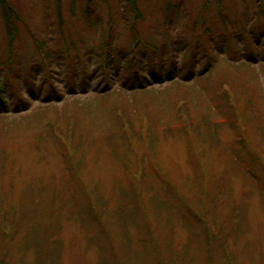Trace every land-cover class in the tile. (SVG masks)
Segmentation results:
<instances>
[{
    "label": "rangeland",
    "instance_id": "rangeland-1",
    "mask_svg": "<svg viewBox=\"0 0 264 264\" xmlns=\"http://www.w3.org/2000/svg\"><path fill=\"white\" fill-rule=\"evenodd\" d=\"M12 7L7 23L0 4V63H8L10 54L13 66H21L27 83L36 86L45 84L43 49L51 52V76L63 95L57 104L47 105L50 103L33 99L22 87V100L29 103L30 110L10 113L5 119L8 127L0 126V167L5 174L0 184L8 190L0 193V264H264V196L251 182L244 183L241 173L227 172L231 162L240 157L243 169L257 172L264 163V157L260 163L254 161L255 152L250 147L254 142L264 145V126L255 128L258 123L249 119L242 106L244 92H249L253 101L264 99L263 0H12ZM9 28L15 29L13 38H9ZM137 34L152 44L151 48H140L143 64L147 61L156 76L162 73L165 79L159 82L153 75L149 87L144 88L155 89L151 100L156 99L163 109L167 107L168 115L181 98L202 113L203 106L212 107L220 101L219 110L234 126L244 125L240 122L247 119L248 126L241 127L243 141L231 128H220L218 143L211 148L213 159L209 166L206 163V169L204 166L205 172L202 166L198 171L201 183H224V199L232 198L234 206L242 208L238 226H218L217 236L212 229L206 236L203 226H191L197 222L196 215L187 211L177 195L172 196L175 192L167 194L171 207L163 211L162 223L156 221L147 199L153 192L160 195L158 189L162 193L167 188L163 180H154L158 174L167 176V181L181 182L186 176L175 178L177 168L195 178L193 165L200 163L194 161L192 149L195 139L203 135L170 133L155 127L150 133L153 149L136 148L143 136H150L147 130L160 125L148 122L143 129L142 123L141 129L133 130L126 107L133 104L145 114L149 94L135 85L138 96L145 98L136 102L133 94L119 90L116 86L125 74L123 68L120 77L112 74L117 83L108 94L110 98L99 94L103 87L99 78H107L96 69L105 56L99 61L96 53L100 58L110 51L114 65H122L132 49L130 38ZM138 45L133 49H139ZM4 72L8 79L9 71ZM30 72L35 73L34 79L27 78ZM26 81L14 85L26 86ZM73 89L77 91L69 96ZM117 92L123 94L113 96ZM88 97L95 100L91 107L94 115L80 108ZM11 98L9 102L14 103L16 98ZM179 111L183 114L182 108ZM234 116L237 124L231 120ZM114 121L124 129L122 134L119 130L114 133V125L109 128ZM53 122L62 123L70 133L82 134L83 128L88 135L81 136V144L66 143L63 135L52 130ZM54 138L62 141L56 145ZM2 143H6V150ZM229 153L234 157L228 159ZM196 159L203 165V156ZM221 174H226L223 182ZM97 197L112 214L120 211L126 226H107L103 219V226L87 222L89 207ZM211 199L206 198L209 204ZM213 202L218 204L219 200ZM134 210L140 214L134 216ZM53 211L56 217L51 219ZM218 212L228 215L230 209L219 206ZM170 239L174 249L161 253L159 249L169 245Z\"/></svg>",
    "mask_w": 264,
    "mask_h": 264
},
{
    "label": "trees",
    "instance_id": "trees-1",
    "mask_svg": "<svg viewBox=\"0 0 264 264\" xmlns=\"http://www.w3.org/2000/svg\"><path fill=\"white\" fill-rule=\"evenodd\" d=\"M264 2V0H263ZM0 4H1V9L4 13L5 19L8 23V17L7 15L10 13L11 7H12V0H0ZM15 10L12 7V11ZM14 13V11H13ZM12 13V14H13ZM260 14V12H259ZM14 15V14H13ZM198 21H201L200 19ZM198 22H195L192 25L193 28V32L194 29L196 28ZM165 30H169V28L167 26H164ZM15 29H11L9 28L8 31V35L10 36L9 38H13V31ZM170 35V34H169ZM131 39V46L132 49H130V52L126 54V57L123 60L122 65H114V56L113 53H111L110 51H106L103 52L102 56L99 58V55L96 53L95 58L98 59L99 61L101 60V58L103 56H105L100 62L102 63V65L100 64V62H98V64L96 65V69H99L100 72L102 74H104L106 76V80H104V78H99V81L101 82V85L103 86L102 88H99V94H102V98H106L109 97L108 94L112 93L113 90L116 87H119V90H122L123 92H128L133 94V96H135L136 102L137 101H141L140 98L145 99L142 96H138V91H137V86L140 87V89H143L145 86L150 85L152 82V78L153 75H155V77H159L156 76L157 72L152 71V66L146 61V63L144 62L143 64V60L141 58V54H140V48H142V50L144 48H151L152 44H149L148 42L144 41L143 38H141L139 36V34H137L135 37L130 38ZM139 44V49H133V46ZM141 50V52H142ZM12 53V52H11ZM51 53V52H50ZM49 53V51H45L43 49V59L45 60V68L43 71V76L42 78H44L45 84H38V85H33L32 83L28 84L26 81V77L23 76L25 75L20 69L21 66H19L18 64H16L17 66H13V58L10 54H9V60L8 63H0V126L3 127H8L7 123L8 120H5L6 117L8 115H12L10 113H22V112H26L29 111L30 108H28L29 103H27L26 100H22L23 96H22V87L25 88L26 92H29V95L31 97H33V99H37L40 100L43 103H50L47 105H54L57 104L56 100H59L62 97V92L58 89H56V85H54L55 79L51 76L52 74V63L50 61L51 54ZM93 56V55H92ZM246 65H250L247 64ZM13 66V67H12ZM38 67V65H36ZM115 66V67H114ZM121 66V68H120ZM41 68L43 69V65L41 66ZM105 68H107V70H105ZM123 68L124 73L123 75H121L120 70ZM32 69H35V67H33ZM31 69V70H32ZM4 70L9 71L8 72V79L7 77H5L7 75V73L4 72ZM98 70V71H99ZM117 74V78L118 76L120 77V75L122 76V80L120 83H118V85L116 87H114V82L117 83V81H115L114 79V74ZM149 73V74H148ZM154 73V74H153ZM243 73V72H242ZM22 74V77L20 78ZM27 74V78L30 79H34L35 73L34 72H30V73H26ZM113 74V75H112ZM159 82L160 81H165L164 79V75L162 73L159 74ZM169 76V75H168ZM151 78V81H149ZM22 79H24L25 85L26 86H21V84L18 85V87L16 85H14L15 83H19V81H21ZM123 80H125L123 83ZM119 81V80H118ZM28 82H30V80L28 79ZM32 82V81H31ZM128 85V86H127ZM173 85V84H172ZM149 87V86H148ZM84 88L81 86V89ZM164 88V87H163ZM145 90H140L142 91V93H148L149 94V98L148 100H146L148 102L149 105H147L146 108V112L145 114L141 115L139 111L136 110L135 106L133 104L128 105L127 111L129 112H133L134 113H130L129 115L131 118H129V121L132 122V129L133 130H138L141 129V124L143 123V129L145 127H147V123L148 122H152V123H158L160 126H152L150 128V130H147L146 135L149 136L150 133L152 132V129L155 127H161V129L165 132H170V133H181V134H192V135H203V137H200L198 139H195L194 142V146L192 151H194V161H199V166H197L196 164L193 165L194 167V171H195V178L193 179V177L191 176V174H184L181 171H179V169L175 168V171L173 172V175L175 178H177L179 175H183L186 176V178H182L181 182H170L167 181L166 179L167 176L158 174L157 178H154V180H163L161 183H166L167 188L166 190L162 189V193H161V189H158L155 187V189L159 190V194H157V192H153V194L148 195L147 199L149 200V203L152 204V208H153V215L155 216V219L158 223H162L163 219L161 217V215L163 214V211L170 208L171 207V203H167L166 201L169 200L167 197V194H170L172 192H175V194L172 196H176L180 198V200H182L184 202V207L187 208V211H191L193 212L196 216L195 218L193 217V219H195V224L191 225V226H203V233L206 236H209L207 233H210L211 229L215 231L214 234H216L218 232V229L221 230L220 228H218V226L222 227L225 225L228 226H238L237 222L238 220L240 221L241 218V212L239 214V209L241 211L242 208H240L238 205L234 206V201L233 199H224L225 196V192L227 191L226 185L220 184V185H214V183L210 186V184H206L205 180H203V192H202V183L201 180L203 179L201 174L199 175L198 171H200L201 166L203 167V172H205L206 169V163L209 166V162L211 159H213V154L214 152L211 150V148L213 146H216L218 143V133L221 127H229L231 128L230 131H232L233 134L236 135V133H239L240 136V140L243 141V136L241 134V131L243 130L241 127H247L248 126V122L247 119L244 118V120H242L240 122V124L242 122H244V125H237L234 126L230 123L229 119L227 118V115L225 112L220 111L217 104L220 102H213V106H203V113L202 110L199 109H195V104H192L193 106L186 104V101L179 98L180 100L178 102L175 103L174 105V110L171 113V116L168 115L166 113V108L163 109V105H161V103H158L157 100L155 99L154 102H152L151 97H154L155 95V89H146ZM77 91V89H73L70 90V92H68L69 96H73V93ZM89 90H87L86 92H88ZM98 91V90H97ZM253 93L251 92V94L253 96H255L256 91L253 88L252 89ZM84 92V93H86ZM81 93V92H80ZM122 92H117L116 94H114L113 96H118V95H122ZM243 94H246V98L243 99V105L244 109L247 110V114L249 115V119L253 118L255 120V122H257L258 124L255 126V128L258 127V125H260V127L262 128L264 126V99L259 100V99H254L251 100L250 96H249V92H244ZM263 96V94H261ZM29 96V97H30ZM97 96V95H96ZM111 96V98L113 97ZM11 97H15L16 100L15 102H9L10 100H13V98ZM99 97V96H98ZM11 98V99H10ZM39 98V99H38ZM110 98V97H109ZM147 98V97H146ZM99 99V98H98ZM54 101V102H53ZM40 102V103H41ZM79 102V101H78ZM181 103V105L179 106V104ZM95 104V100H93L91 97H88L85 101H83L80 104V108L83 109V112H87V113H91V115H94V111L91 109V107H93ZM211 105V102L210 104ZM112 110H114L115 112H117V110L115 109V107L113 105H111V103L109 104ZM48 107V106H47ZM211 107V108H210ZM42 109H44L43 107H41ZM68 108V106H67ZM182 108L183 110V114L180 113L179 109ZM81 111V109H79ZM21 111V112H18ZM145 117V119L143 120L142 118ZM91 118H93V116H91ZM232 122L235 124H237L238 120L237 118L234 116L233 119H231ZM145 121V123H144ZM110 122V121H109ZM114 123V124H113ZM116 121L111 122L109 125V128L112 129L113 125L114 128L112 129L114 131V133L117 135L118 130L121 132V134L123 133L124 129H119L117 126H119V124H117V126H115ZM101 125H103L101 123ZM106 127V125H104ZM46 128H51L54 131V133H58L59 135H63L66 139V143L68 142H74V144H81L83 142L81 136L83 134H87L88 135V131L82 128L81 133H70L68 129L64 128V126H62V123L59 122H53L51 127L49 126H45ZM239 127V128H238ZM252 127V126H251ZM253 129V127H252ZM254 130V129H253ZM120 134V135H121ZM118 135V136H120ZM190 136V135H189ZM216 136V138H215ZM262 138L264 139V134L262 135ZM55 144L58 145L60 144L59 141H62L61 138L59 139H55ZM5 144V145H4ZM2 143V148L4 150H6V143ZM1 145V142H0ZM257 145V148L256 146ZM81 146V145H80ZM148 146V147H147ZM63 146L60 145L59 148H62ZM141 147H145V148H149V149H153V141L151 140V135L144 139V136L142 137L140 143L136 146V148H141ZM250 147H252L254 149L255 152V156H254V161H257L260 163L261 158L264 157V145H258V142H254L253 144L250 145ZM128 148H132V145H128ZM245 148V147H242ZM188 149L190 150V144ZM188 153H191V150ZM231 150V147L228 149ZM227 152H231L228 151ZM62 151V150H61ZM153 151V150H152ZM218 152H220V150H218ZM235 154L236 152L233 151ZM63 154V153H61ZM190 156L192 157V155L190 154ZM203 156V165H201V160L200 159H196L197 157ZM226 156V155H225ZM234 157V155H231V153H229L228 155V159L229 157ZM1 158V157H0ZM190 158V157H189ZM215 158V157H214ZM173 164L174 162L171 161ZM205 162V165H204ZM264 162V161H263ZM241 163V157L240 160L235 161L233 160L231 162L230 168L228 169V173L231 174H238L241 173L242 175V179L244 181V183H248L251 182L252 184H254L257 189H258V193L261 196H264V163H262V165L260 166V168L256 171H251L248 170L247 168L243 169L244 167H242ZM236 164V165H233ZM233 165V166H232ZM205 166V169H204ZM176 167V166H175ZM225 173V171L223 172ZM204 175V173H203ZM223 175L226 174H221L220 177H222V182H223ZM247 177V179L245 180L243 177ZM5 177V174L3 175V170L0 167V182H2L1 180ZM218 178V179H219ZM227 180V179H226ZM224 180V181H226ZM3 184V183H2ZM0 184V193H8V190L5 188L4 184L2 185ZM153 189V188H152ZM253 190V189H252ZM248 191V190H247ZM246 191V192H247ZM251 190L249 189V192ZM254 191V190H253ZM164 192V193H163ZM230 194L231 192L228 191ZM248 193V192H247ZM190 195V197H189ZM137 196H139V198H137V208L138 209V205H139V201H140V195L137 194ZM151 196H155V198H151ZM171 196V197H172ZM209 197L210 199L212 198L214 201L217 199L219 200L218 204H215L214 202L212 203V199H211V204H209L206 200V198ZM175 198V197H174ZM99 198L97 197L95 199V203L94 201L92 202V206H90L89 208L91 209L90 211V218H88L87 222H89L90 220H93V226H103V224L100 222V219H103L105 224H107V226H126V224L124 222H122L120 220V216H121V212H117V213H111L108 209L107 206L103 203H99L98 202ZM231 200V201H229ZM97 206V208L94 209V207ZM219 206H226L230 209V213L228 215H224L222 212H218ZM98 209L102 210V211H98ZM136 211V212H135ZM186 211V212H187ZM238 211V212H237ZM54 212V214H53ZM52 213H50L51 219L53 217H56L55 213L56 211H53ZM93 214H92V213ZM134 216L140 214V212H138L137 210H134ZM72 213V215L74 214V210L73 212H70V214ZM126 213V212H125ZM133 213V211H132ZM174 213V212H173ZM186 215H188L187 213H184ZM239 214V215H238ZM52 215H54L52 217ZM80 216V214H78ZM169 215V214H168ZM93 216V219H92ZM239 216V217H238ZM81 217H83V215H81ZM125 217V216H123ZM191 217V215H190ZM165 220H167L168 216L164 215ZM51 219L48 221L47 226H49L48 224L51 222ZM15 224L17 223L16 220L14 221ZM115 222H119V224H116ZM7 223V222H6ZM22 223H24V221H22ZM52 223V222H51ZM90 223L92 224V221H90ZM169 221H166L165 224H168ZM10 224V223H9ZM34 225H37L35 223H31ZM30 224V225H31ZM11 226H14V224L12 223ZM213 233V231H212ZM212 235V234H211ZM217 236V234L215 235ZM167 240V238L165 239ZM206 240L210 241V237H208ZM169 245L166 244V246L162 247L159 249V251L161 253H166V251H171L174 249V245L173 242H171V239L169 240ZM149 243V242H146ZM159 242H156V244H158ZM172 252V251H171ZM175 259H178V257L176 256Z\"/></svg>",
    "mask_w": 264,
    "mask_h": 264
}]
</instances>
